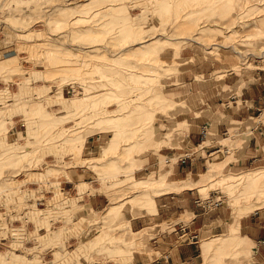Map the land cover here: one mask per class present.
<instances>
[{"label":"rangeland","instance_id":"rangeland-1","mask_svg":"<svg viewBox=\"0 0 264 264\" xmlns=\"http://www.w3.org/2000/svg\"><path fill=\"white\" fill-rule=\"evenodd\" d=\"M157 1L0 0V90L8 97L30 85L29 106L37 105L30 124L20 109L0 124V253L13 261L20 256L0 264H150L163 230L173 227L164 218L175 208L170 194L185 186L194 192H184L175 210L185 220L188 198H220L201 205L217 219L200 227L191 264H254L252 242L238 223L241 215L264 211V153L232 167L226 161L235 158L242 136L199 131L191 150L175 154L209 152L204 170L186 181L167 176L162 163L172 158L158 148L172 144L175 115L186 108L171 81L194 55L217 65L218 78L255 70L264 81V0L215 7L169 0L168 16L144 18ZM122 23L131 27L128 34ZM144 37L162 38L155 55L140 52ZM252 119L249 126L264 121V98ZM152 151L160 164L150 171L143 165ZM245 172L260 175L253 185L259 193L243 194L251 187L240 180ZM44 228L50 235L43 239Z\"/></svg>","mask_w":264,"mask_h":264},{"label":"crops","instance_id":"crops-1","mask_svg":"<svg viewBox=\"0 0 264 264\" xmlns=\"http://www.w3.org/2000/svg\"><path fill=\"white\" fill-rule=\"evenodd\" d=\"M216 66L194 55L190 65L171 81H174V93L186 104V108L178 110L175 115L178 125L171 135L172 144L166 143L158 148L161 153L171 155L172 161L162 163L167 166L165 171L171 180L193 181V176L204 170L209 152L206 156L201 148L175 156L182 149L191 150L194 147L202 124L212 135L227 133L229 129H233L234 134L242 136L238 137L241 146L233 148L235 158L226 161L232 167L246 166L262 157L264 153V121L259 120L249 126L254 120L252 117L256 109L263 102L264 81L255 70L238 74L228 71L224 78H218L219 76L213 73ZM203 149L207 150L208 147ZM216 150L220 148L216 147ZM159 164L158 154L152 151L148 154L143 168L157 170ZM184 192H194L193 186H186L170 194L174 198L175 208L164 218L168 223L173 220V227L163 230L157 244L160 252L150 264L193 263L199 253L197 240H191L188 235L181 238L182 234L198 232L201 226L217 219L208 217L207 210L203 209L200 203H194L191 198H188L182 207L190 211L189 218L185 220L179 217L175 210L182 203L179 201L185 197ZM220 217L227 219L226 215ZM238 226L244 238L252 242L254 264H264V211L255 210L241 215Z\"/></svg>","mask_w":264,"mask_h":264},{"label":"bare ground","instance_id":"bare-ground-1","mask_svg":"<svg viewBox=\"0 0 264 264\" xmlns=\"http://www.w3.org/2000/svg\"><path fill=\"white\" fill-rule=\"evenodd\" d=\"M152 1V0H151ZM187 1H191V2H195V3H199V4H196V5H201L203 2H206V1H208L209 3L207 4V6H212V7H215V6H217V4L219 3V2H222V3H224L225 5H229L230 6V1L231 0H185V2H187ZM108 3V2H107ZM116 3V2H115ZM110 4V3H109ZM111 4H113V3H111ZM102 6H103V4H101ZM105 5V4H104ZM108 5V4H107ZM173 5V4H172ZM259 5V4H258ZM59 6V5H58ZM187 6V5H186ZM113 7V6H112ZM152 7V6H151ZM99 8H101V7H99ZM121 8V7H120ZM223 8V7H222ZM221 8V9H222ZM122 9V8H121ZM169 9H170V4H169V0H158L157 2H156V4L151 8V10L149 11V12H146L145 14H144V18L146 17H154V15L153 14H155V16L160 20V19H162L163 18V16H168V14H169ZM193 9V8H192ZM105 10V9H104ZM109 10V9H108ZM106 11H107V9H106ZM102 12H104V11H102ZM191 12H192V10H191ZM162 13V14H161ZM106 14V13H105ZM175 14V13H174ZM124 15V14H123ZM73 18V17H72ZM113 18H115V17H113ZM113 18H111V19H113ZM127 17H123V20L124 19H126ZM130 18V17H129ZM132 18V17H131ZM137 18H140V19H142L143 18V15L142 16H137ZM128 19V18H127ZM135 19V18H134ZM120 21L122 20L121 18L119 19ZM129 20V19H128ZM128 20H125V21H128ZM150 20V19H149ZM104 21V20H103ZM112 22H114L115 20H111ZM129 21H131V19L129 20ZM132 22V21H131ZM95 23V22H94ZM98 23V22H97ZM115 23V22H114ZM133 23H136V22H134L133 21ZM132 23V24H133ZM97 25V24H96ZM110 25V24H109ZM126 25V26H125ZM125 25L122 23V26H123V31L124 32H126L127 34L129 33V29L131 28H129L128 26V24H126L125 23ZM128 25V26H127ZM134 25V24H133ZM130 26H132V25H130ZM204 26V25H203ZM136 27V26H135ZM160 32V31H159ZM140 33V32H139ZM154 33H156V32H154ZM153 33V35H155ZM25 34V33H24ZM256 34H258V33H256ZM135 35V34H134ZM138 35V34H137ZM136 35V36H137ZM151 35V34H150ZM149 35V36H150ZM166 35V34H165ZM142 36V35H141ZM147 36V35H146ZM167 36V35H166ZM134 37V36H133ZM151 37L153 38V36L151 35ZM151 37H144V39H141V40H139V42L140 43H143L141 46H139L138 48H139V50H140V52L141 53H143L144 54V52H148V55L150 56H152L153 54L155 55V52L157 51V47H156V45H159V41H161V39H158L159 41H157V39H156V41H154L155 39H153V41L151 40L152 38ZM190 37V36H189ZM192 37V36H191ZM165 38V37H164ZM163 38V39H164ZM191 39V38H190ZM192 39H194V38H192ZM150 40V41H149ZM135 42V41H134ZM133 42V43H134ZM162 42H164L163 40H162ZM166 42V41H165ZM164 42V43H165ZM216 43V42H215ZM218 43V42H217ZM130 44H132V43H130ZM136 44V43H135ZM206 44V43H205ZM211 44V43H210ZM127 45V44H126ZM159 46H161V44L159 45ZM208 45H206V47H207ZM3 48V47H2ZM158 52V51H157ZM6 53V52H5ZM156 54H158V53H156ZM147 56V55H146ZM8 57V56H7ZM6 57V58H7ZM154 57V56H153ZM5 59V58H4ZM10 59V58H9ZM12 59V58H11ZM11 61V60H10ZM9 61V62H10ZM12 61H13V59H12ZM11 61V62H12ZM5 63V62H4ZM13 63V62H12ZM6 64V63H5ZM14 68V67H13ZM16 68V67H15ZM129 69V68H128ZM132 71V70H131ZM10 72V71H9ZM133 73V72H132ZM138 73V72H137ZM28 74V73H27ZM29 76H30V74H29ZM28 77V76H27ZM134 77V76H133ZM24 79V78H23ZM27 79V78H26ZM107 79V78H106ZM25 81H27V80H25ZM102 82V81H101ZM29 83H30V80H29ZM99 83V82H98ZM145 83V82H144ZM142 84H143V82H142ZM24 85H25V82H24ZM23 85V86H24ZM27 85V84H26ZM24 86L25 88H24V90H22V93L20 92V94H17V93H15L14 92V94H16V95H14V94H8V95H10V96H8L7 97V92L8 91H6V93L5 94H3L2 93V91L4 90H0V115H1V118L2 119H0V124H2V123H4V119L5 118H7V119H9L8 117H10L11 115L10 114H12L14 111V109H20L21 110V112H22V115H23V118L25 119V125H27V124H30L32 121H30V115L31 114H34V107L36 106V108H37V105L36 104H33L32 106H29L32 102H33V100L31 99V98H33V92H32V89H31V87H30V85H27V86ZM21 86V85H20ZM110 87V86H109ZM101 88H103V87H101ZM100 88V89H101ZM141 88V87H140ZM6 89V88H5ZM21 89V88H20ZM112 89V88H111ZM93 91V90H92ZM4 92V91H3ZM95 93V92H94ZM96 93H98V91L96 90ZM35 94V93H34ZM107 94V93H106ZM14 95V96H13ZM152 95V94H151ZM5 96V97H4ZM147 98V97H146ZM43 99V98H42ZM152 99V98H151ZM32 100V101H31ZM94 100V99H93ZM148 100V99H147ZM45 101V100H44ZM40 102V101H39ZM149 103V102H148ZM39 104V103H38ZM138 107V106H137ZM41 109V108H40ZM103 109V108H102ZM13 111V112H12ZM17 111V110H16ZM42 111V110H41ZM51 111V110H50ZM49 111V112H50ZM12 112V113H11ZM38 112V111H37ZM45 112V111H44ZM55 112V111H54ZM43 113V112H42ZM52 113V112H51ZM35 115V114H34ZM101 115V114H100ZM12 117H14V116H12ZM18 117V116H17ZM16 117V118H17ZM30 118V119H29ZM22 119V118H21ZM50 118H48L47 119V121L46 120H44L43 122H45V124L46 123H49L48 122V120H49ZM6 120V119H5ZM32 120H34V119H32ZM51 120V119H50ZM9 121V120H8ZM11 121H13V120H11V118H10V121L9 122H11ZM54 121V120H53ZM16 122H17V119H16ZM38 122V124H39V121H37ZM36 122V123H37ZM42 122V121H41ZM42 122V123H43ZM141 122V121H140ZM146 122V121H145ZM11 123H14V121L13 122H11ZM11 123H9V124H11ZM44 124V126H46ZM12 125V124H11ZM34 125H37V124H35L34 123ZM33 125V126H34ZM146 125V124H145ZM0 126H2V125H0ZM30 126V125H29ZM38 126V125H37ZM31 127V126H30ZM42 127V126H41ZM31 128H33L34 129V127H31ZM37 128V127H36ZM57 128V127H56ZM27 129V128H26ZM26 129H25V131H26ZM38 130H39V128H37ZM28 130V129H27ZM63 131V130H62ZM1 132V131H0ZM31 132V131H30ZM143 132V131H142ZM41 133V132H40ZM56 133H58V132H56ZM146 133V132H145ZM46 134V133H45ZM48 134V133H47ZM54 133L52 132V134L51 135H53ZM59 134H60V130H59ZM28 135V134H27ZM32 135V134H31ZM144 135V134H143ZM48 136H49V134H48ZM48 136H47V138H48ZM139 136V135H138ZM142 136V135H141ZM41 137V136H40ZM50 137V136H49ZM52 137V136H51ZM145 137V136H144ZM36 138V137H35ZM62 138V137H61ZM43 139V138H42ZM2 140H4V135H0V141H2ZM39 140L40 139H38L37 141H35V142H39ZM57 140H59V139H57ZM5 141V140H4ZM44 141V140H43ZM55 141H56V139H55ZM54 140H53V143L55 142ZM59 142H61V141H59ZM5 143V142H4ZM42 143V142H41ZM51 143V142H50ZM62 143V142H61ZM64 143V142H63ZM62 143V144H63ZM39 144V143H38ZM52 144V143H51ZM62 144H54V145H52V146H50V148L52 149L53 147H55V146H62ZM126 144V143H125ZM8 145V144H7ZM11 145V144H10ZM41 145V144H40ZM46 145H48V142H47V144ZM128 145V144H127ZM42 146V145H41ZM45 147V146H44ZM47 147V146H46ZM48 148V147H47ZM0 151H2V150H0ZM5 152V151H4ZM14 152V151H13ZM127 152V151H126ZM19 153V152H18ZM22 153V152H21ZM9 154H10V152H9ZM23 154V153H22ZM2 154H1V152H0V156H1ZM6 155H8V154H6ZM24 155V154H23ZM8 157V156H7ZM11 157V156H10ZM15 158V157H14ZM13 158V159H14ZM8 158H6V159H4V161L5 160H7ZM16 159V158H15ZM3 161V160H2ZM8 162H9V160H7ZM15 162H16V160H15ZM18 162V161H17ZM246 174L243 176V177H246V178H243V177H240V180H243L244 182V184L246 185V182L248 183V185L250 184L251 185V187L249 186V188L250 189H252V188H254L253 190H249V188H245L246 190L243 192V194H248V193H250V192H252V191H254L255 189H256V187H254L253 185H257V182L259 181V177H260V175H257V173L256 172H251V173H248V172H245ZM233 175V173H231L229 176H232ZM237 177H239V176H237ZM261 177H262V174H261ZM163 181V180H162ZM1 182V181H0ZM154 181L153 180H149V182H147L146 184H144V185H142L141 187H142V190L140 191L141 193H143V192H145V191H149V188H150V184L151 183H153ZM159 184L161 183V181L160 182H158ZM158 183H154V184H158ZM178 183V182H177ZM186 183V182H185ZM242 183V184H243ZM158 184V185H159ZM4 185V184H3ZM3 185H1V186H3ZM153 185V184H152ZM174 185H175V183H174ZM160 186V185H159ZM165 186V185H164ZM253 186V187H252ZM140 187V188H141ZM166 187V186H165ZM172 187H174V186H172ZM183 187V186H182ZM186 187V186H185ZM259 188H260V186H258ZM262 187V186H261ZM4 188V187H3ZM3 188H1V190L3 189ZM167 188V187H166ZM258 188V189H259ZM152 189H153V187H152ZM151 189V190H152ZM261 189V188H260ZM140 190V189H139ZM3 191V190H2ZM156 191V190H155ZM161 191H164V189H162ZM160 191V192H161ZM262 191V190H261ZM159 192V191H158ZM242 192V191H241ZM256 192H258L259 193V190H257L256 189ZM155 195V194H154ZM8 196V195H7ZM147 199V198H146ZM112 209V207H110L109 208V210H111ZM234 219L236 220L237 219V216L236 217H234ZM97 226V225H96ZM100 232V231H99ZM99 234V233H98ZM50 235V232L48 231V229L47 228H44V232L42 233V235H40L39 237H41V238H47L48 236ZM95 236V235H94ZM16 257L19 259L20 258V256L19 255H15L14 256V259L16 260ZM12 258V257H11ZM11 258L9 259L5 254H1L0 253V262H2V261H4V259H6V260H9V261H11V262H13V263H15L16 261L14 260H11ZM10 264V263H9ZM33 264V263H32Z\"/></svg>","mask_w":264,"mask_h":264},{"label":"built area","instance_id":"built-area-1","mask_svg":"<svg viewBox=\"0 0 264 264\" xmlns=\"http://www.w3.org/2000/svg\"><path fill=\"white\" fill-rule=\"evenodd\" d=\"M200 132L202 133V135H204V134L207 132V128H206L205 125H202V126L200 127ZM164 160H165V161H168V160H169V157L165 156V157H164ZM195 200H196L197 203H200L201 205H204L205 203H210V201H211V200H209V199H204V200H202L200 197L195 198ZM219 200H220V198H216V199L212 200L211 202L214 201V203L216 204V203H218ZM189 238H190L191 240L196 241V240L198 239V232H197V231H193V232L190 234Z\"/></svg>","mask_w":264,"mask_h":264}]
</instances>
